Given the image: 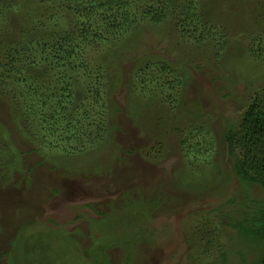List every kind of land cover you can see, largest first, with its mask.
<instances>
[{
    "label": "rangeland",
    "instance_id": "rangeland-1",
    "mask_svg": "<svg viewBox=\"0 0 264 264\" xmlns=\"http://www.w3.org/2000/svg\"><path fill=\"white\" fill-rule=\"evenodd\" d=\"M85 1L0 0V60L15 49V60L25 58L17 65L34 69L25 31L57 37L86 13ZM199 1L194 14L203 12L205 20L198 30L217 35L204 44L179 39L166 18L138 27L132 46L112 40L93 52L111 65L103 74H115L117 88L101 119H89L100 120L101 129L93 123L91 133L69 136L70 153L61 136L40 142L22 130L1 80L0 264H222V252L226 264H251L262 254L247 249L254 240H239L225 217L240 220L249 199L264 193L233 173L223 131L264 86V0ZM172 35L179 47L169 43ZM135 56L154 63L145 70L152 80L139 82ZM167 80L178 83L170 90ZM187 115L197 116L194 128L186 127ZM187 136L200 144V154L182 147ZM187 175L194 183H185ZM135 204L150 213L127 216ZM195 213L209 221L188 230ZM134 219L154 230L129 233Z\"/></svg>",
    "mask_w": 264,
    "mask_h": 264
},
{
    "label": "trees",
    "instance_id": "trees-1",
    "mask_svg": "<svg viewBox=\"0 0 264 264\" xmlns=\"http://www.w3.org/2000/svg\"><path fill=\"white\" fill-rule=\"evenodd\" d=\"M197 1L199 0H86L84 2L86 13L80 14V18L76 17L69 21L72 25L66 30H60L57 37L54 33L43 40V37H36L37 35L31 30H26V44L31 47L30 56L27 58L34 65V69L30 70L27 64L17 65V61L25 58L15 60L12 56L16 53L15 49L6 48L8 51L3 52L4 55L0 60L1 86L4 85L2 81H5L6 96L11 102V109L20 117L22 130L24 129L28 135L40 142L47 136H51L54 140L55 137L61 136L64 140L62 150L70 153L73 148L68 144L72 138L69 136L78 139L79 129L91 133L90 128L94 127L93 123L98 128L102 127L100 120L93 122L94 120L89 119L93 115L101 119L105 112L103 109L108 105L111 95L115 92L114 89L117 88H114L117 82L116 75L111 72L109 77L105 75L111 65L105 62L106 66H103L101 61L93 57V52L112 40L124 47L132 46L135 40L132 34L139 33L138 27L160 25L161 20L166 18L173 21V29L179 39L185 41V38H188L197 44H204L206 40H212L214 38L211 37L217 35L206 33L204 27L201 31L198 30L197 25L204 24L202 20L205 19L203 12L197 16L194 14L200 2ZM177 37L172 35L169 39L173 47L181 45ZM111 59L113 61V56ZM130 59L136 63L138 70H142L140 83L144 84L152 80L145 72L154 66V63H149V57L144 59V56L138 58L135 56ZM169 67L162 69L173 70ZM117 77L119 79V76ZM175 78L178 79V74ZM166 83L172 90L178 81L175 83L174 80H167ZM184 86L185 84L182 83L181 87ZM99 107V111L94 114L93 110L96 111ZM196 117L187 115L186 127L194 128L193 126L197 124ZM201 119L202 122L198 127L207 134L209 125L206 124V119ZM29 127H32L33 131H30ZM223 137L224 154L230 160L235 176L245 183H256L264 193V86L256 88L247 98L237 122L225 128ZM58 142L56 140L49 145L57 146ZM181 144L182 147L191 148L196 153L200 154L202 151L200 144H196L189 136L183 137ZM211 146L212 143L207 142L205 151ZM184 179L187 184L194 183L190 175ZM244 206L246 209L240 210V220L225 216L230 220L228 226L235 229L239 240L240 237L254 240L252 245H246L247 249L257 248L261 251L262 254L251 264H264V198L249 199ZM136 208H138L136 204L135 208L129 206L126 215L130 216L138 211L145 215L150 213L146 207L140 210ZM208 221L206 214L195 213L190 220L188 230L201 229V224ZM133 222L129 231L133 235L147 229L149 232L154 228L142 226V229L135 224L137 220L134 219ZM120 232L121 230L118 233ZM118 236L120 237V234ZM117 237L116 235L114 236L116 239L112 237L107 245L115 244L119 239ZM184 241L191 242L189 235L185 234ZM226 257L224 252L220 254L222 264H226Z\"/></svg>",
    "mask_w": 264,
    "mask_h": 264
}]
</instances>
